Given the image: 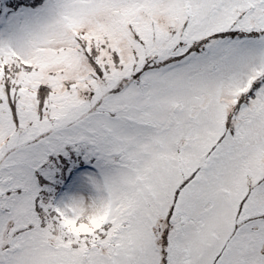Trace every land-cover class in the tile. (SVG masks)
<instances>
[{
    "label": "snow or ice",
    "instance_id": "6c2138e0",
    "mask_svg": "<svg viewBox=\"0 0 264 264\" xmlns=\"http://www.w3.org/2000/svg\"><path fill=\"white\" fill-rule=\"evenodd\" d=\"M0 264H264V0H0Z\"/></svg>",
    "mask_w": 264,
    "mask_h": 264
}]
</instances>
